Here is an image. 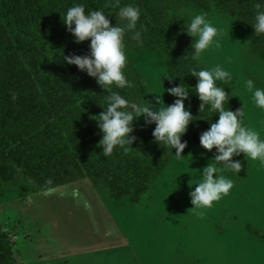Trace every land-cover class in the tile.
Masks as SVG:
<instances>
[{"label": "trees", "instance_id": "16d2710c", "mask_svg": "<svg viewBox=\"0 0 264 264\" xmlns=\"http://www.w3.org/2000/svg\"><path fill=\"white\" fill-rule=\"evenodd\" d=\"M195 0H119L120 6L131 4L141 9L136 30L141 42L125 35V46L139 51L163 49L169 59L164 88L181 83L189 89L185 107L195 120L190 123L186 139L200 145V134L218 120V114L206 106L199 112L201 101L195 95L197 80L190 69L201 65L192 61L193 37L183 31L190 23L186 16L173 15L170 10L180 2ZM220 12L233 14L247 38L264 51V34L254 33L256 4L264 9V0H207ZM115 0H0V183L16 186L22 192H33L60 186L89 177L102 182L116 206L137 205L150 186L160 176L171 152L154 142L153 127L135 128L137 140L130 152L114 149L110 157L103 155L94 138L87 139L84 131L97 127L94 120L106 107L107 91L75 65L63 62L64 55H86L90 41L74 42L62 18L74 4L83 3L86 11L102 9L111 25L123 24L113 7ZM105 5H108L105 7ZM141 25L143 28H141ZM128 79V78H127ZM130 80V79H129ZM131 81V80H130ZM230 92L229 107L239 109L236 82L217 81ZM126 98L134 99L133 87L117 89ZM175 97L163 93L165 104ZM201 147V146H200ZM207 155L214 157L215 148ZM242 170L235 174L222 171L240 182L246 180L248 163L240 156ZM223 168V165H217ZM249 231L264 241V235L253 226ZM0 264H19L13 244L0 225Z\"/></svg>", "mask_w": 264, "mask_h": 264}, {"label": "rangeland", "instance_id": "374dc122", "mask_svg": "<svg viewBox=\"0 0 264 264\" xmlns=\"http://www.w3.org/2000/svg\"><path fill=\"white\" fill-rule=\"evenodd\" d=\"M170 12L189 19L205 13L223 30L220 48L203 53L201 67L219 64L232 74L244 122L264 139V109L256 106L246 86L251 79L264 88V51L247 38L235 15L220 12L213 2L182 1ZM126 54L133 100L154 103L156 94L149 89L163 98L167 53L128 48ZM133 125L155 126L145 125L143 116ZM84 132L87 139L102 138L98 127ZM184 140L188 146L182 157L171 152L159 178L134 206H116L107 187L89 177L52 187L51 193H27L0 183V225L19 264H264V241L248 229L253 226L264 235V164L242 153L248 163L246 180L221 172L234 182L229 194L210 208L193 209L189 191L214 158L196 141L182 136Z\"/></svg>", "mask_w": 264, "mask_h": 264}, {"label": "clouds", "instance_id": "9594fccd", "mask_svg": "<svg viewBox=\"0 0 264 264\" xmlns=\"http://www.w3.org/2000/svg\"><path fill=\"white\" fill-rule=\"evenodd\" d=\"M112 6L119 9L117 15L124 21L123 24L116 23L112 26L102 9L86 11L83 3L69 7L62 18V23L74 37V42L90 41L88 54H63V62L75 65L79 71L95 78L108 93L105 97L106 107H102L103 111L94 116L102 133L97 146L102 149L105 157H110L117 148L124 153L130 152L133 149L132 144L137 140L133 135V122L143 116L145 125L155 124L152 132L154 142L175 149V156L182 157L181 154L188 146L186 140L182 141V136L187 132L190 123L195 121V116L190 111L191 106L185 107V101L190 96L188 88L181 83L167 89L163 87V93L167 91L175 97L171 104H165L155 89H149V93L156 94L154 103L144 99L143 102H137L112 90L113 85L117 89L134 87L125 73L128 57L124 41L128 32L134 33L132 39L137 43L141 42L142 36L141 31L136 30L141 9L131 4L120 6L119 0H115ZM255 8V23L252 25L254 33L264 34V9L259 3ZM183 31L194 38L190 47L191 59L197 66L205 63L203 53L220 48L219 38L223 30L207 19L205 13L193 15ZM189 71L197 80L194 88L195 95L201 101L199 112L207 106L210 113L218 114V120L210 123L209 128L200 134V146L203 149L212 151L215 148L214 162H209L201 169L199 182L189 191L192 208L202 209L210 208L233 188V180L221 172L231 171L238 174L242 170V162L234 160V156L243 153L245 158L259 160L264 164V139H261L260 133L254 128L245 124L244 106L235 111L225 108V104L228 105L229 100L235 96H230V92L218 86L217 81H231L233 77L229 71L219 64L199 70L193 67ZM165 79L169 83L174 80L171 76H166ZM246 86L252 91L256 106L264 109V88L256 87L251 79L246 82ZM217 165H223V168ZM53 191L55 189H48L49 193Z\"/></svg>", "mask_w": 264, "mask_h": 264}, {"label": "crops", "instance_id": "0c3cea01", "mask_svg": "<svg viewBox=\"0 0 264 264\" xmlns=\"http://www.w3.org/2000/svg\"><path fill=\"white\" fill-rule=\"evenodd\" d=\"M49 259H50V258H49ZM49 259H47V260H46V259H43V260H46L45 262H48Z\"/></svg>", "mask_w": 264, "mask_h": 264}]
</instances>
